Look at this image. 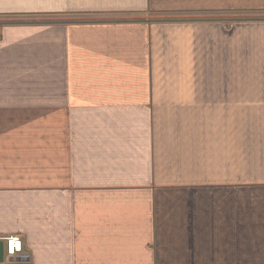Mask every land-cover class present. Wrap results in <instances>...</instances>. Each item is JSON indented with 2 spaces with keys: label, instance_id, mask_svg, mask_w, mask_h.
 I'll list each match as a JSON object with an SVG mask.
<instances>
[{
  "label": "crops",
  "instance_id": "obj_1",
  "mask_svg": "<svg viewBox=\"0 0 264 264\" xmlns=\"http://www.w3.org/2000/svg\"><path fill=\"white\" fill-rule=\"evenodd\" d=\"M2 18L0 264H264V0Z\"/></svg>",
  "mask_w": 264,
  "mask_h": 264
},
{
  "label": "built area",
  "instance_id": "obj_2",
  "mask_svg": "<svg viewBox=\"0 0 264 264\" xmlns=\"http://www.w3.org/2000/svg\"><path fill=\"white\" fill-rule=\"evenodd\" d=\"M23 241L18 237H10L6 239V248L4 255L15 258L22 253Z\"/></svg>",
  "mask_w": 264,
  "mask_h": 264
},
{
  "label": "water",
  "instance_id": "obj_3",
  "mask_svg": "<svg viewBox=\"0 0 264 264\" xmlns=\"http://www.w3.org/2000/svg\"><path fill=\"white\" fill-rule=\"evenodd\" d=\"M4 251H5V246L4 243L0 242V263L4 262Z\"/></svg>",
  "mask_w": 264,
  "mask_h": 264
},
{
  "label": "rangeland",
  "instance_id": "obj_4",
  "mask_svg": "<svg viewBox=\"0 0 264 264\" xmlns=\"http://www.w3.org/2000/svg\"><path fill=\"white\" fill-rule=\"evenodd\" d=\"M47 19H49V18H47ZM4 23H5L4 19L2 18L1 21H0V26H2Z\"/></svg>",
  "mask_w": 264,
  "mask_h": 264
}]
</instances>
